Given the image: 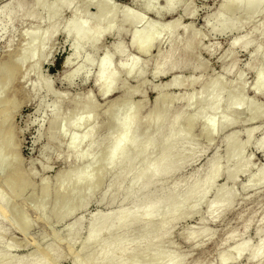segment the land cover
Instances as JSON below:
<instances>
[{
	"label": "clouds",
	"instance_id": "obj_1",
	"mask_svg": "<svg viewBox=\"0 0 264 264\" xmlns=\"http://www.w3.org/2000/svg\"><path fill=\"white\" fill-rule=\"evenodd\" d=\"M29 8L21 14L14 0L0 4V159L7 171L4 176L0 166V191L9 194L0 200V210L32 195L26 162L38 146L57 158L66 148V156H78L105 125L131 126L138 111L134 98L146 89L159 91L164 108L178 121L193 131L199 128L205 148L229 145L225 156L217 152L221 170L249 166L246 151L252 140L240 142L247 130H233L260 121L254 131L264 142V103L248 96L252 88L264 96V0H33ZM242 54L250 59H241ZM214 58L222 62L220 71L212 66ZM169 75L166 85L158 83ZM25 109L34 114L31 122ZM13 113L24 125H16L22 143L10 130ZM259 183L264 185V173ZM209 195L205 188L187 203L188 211L198 214ZM209 216L218 219L211 209ZM25 223L15 207L0 213V243L16 247L6 237L11 229L27 235ZM259 223L264 233V218ZM207 231H192L189 241ZM187 261L173 255L167 264Z\"/></svg>",
	"mask_w": 264,
	"mask_h": 264
},
{
	"label": "bare ground",
	"instance_id": "obj_2",
	"mask_svg": "<svg viewBox=\"0 0 264 264\" xmlns=\"http://www.w3.org/2000/svg\"><path fill=\"white\" fill-rule=\"evenodd\" d=\"M14 5L16 13L24 14L29 11L25 9L24 0H14ZM181 31L183 32V30ZM170 80L171 78L163 84L166 85ZM112 102L119 104L121 100L114 99ZM136 103L138 111L131 126L113 128L109 124L106 135L103 139L94 142L86 156L83 157L82 164L72 170L67 169L62 172L54 189L41 183L36 194H33L37 198L30 208L31 212L37 213L42 205L51 202V211L48 217H44V220L53 218L56 223H60L66 216H72L77 211L76 207L79 201L87 200L101 190L102 187L92 186V182L96 178H105L108 174L109 164H113L109 172L111 181L104 186L101 195L108 201L118 200L119 206L113 215L101 214L95 221H89L88 233L79 242L77 250L73 253L71 245L78 242L80 227L77 226L73 229V226L70 225L67 228L63 237H60L62 241L59 240V242H64L67 245L62 243L64 248H68V254H71L70 264H167V261L176 254L171 250L162 251L159 244L168 236L172 223L178 217V221H180L192 214L186 207L187 203L197 199L205 188L211 189L217 176L223 175L226 183H230L232 186L242 172L228 171L227 168L221 170L218 167L216 154L210 161H205L204 166L208 167V170L204 175L194 174L189 178H183L174 182L172 186L169 185L167 191H163L164 183L169 179L172 171L176 170L184 161L193 158L191 151L198 141L196 138L190 137L192 131L190 125H186L183 120L178 121L174 111L164 108V100L159 91H156L147 117L140 114L143 103H145L144 96H140V100ZM13 118L14 113L11 117L10 130H13ZM154 126L163 130L155 139L159 144L158 149L150 155L151 128ZM254 129L257 128L249 127L247 129L245 142L252 137ZM116 130L120 131L114 135ZM197 137L201 138V133ZM105 143L109 147V152L105 156L97 158L93 163L94 155ZM223 145L228 150L229 145ZM256 146L258 150H262L264 156V142H261V137L256 142ZM70 158L73 160L76 155L66 156V160ZM93 165H95L93 172L86 173L87 169ZM0 166L6 168L2 159H0ZM261 173H264V167L248 179L249 184H257L260 181ZM249 184L247 187H250ZM136 185L138 188L133 195L130 192ZM26 186L30 189L29 176ZM189 186L190 188H188ZM87 190L89 192L85 193ZM8 195L7 189L0 191V200L7 198ZM174 196H179L181 200L172 203L171 200ZM233 199L234 194L230 190L219 187L214 193L213 200L207 204L208 209H211L219 217L231 207ZM16 202L9 209H3L0 212H11ZM133 203H136V206L132 210L126 211L125 207ZM182 204L185 207H180ZM213 205H217V207H213ZM162 213L166 214L164 219L160 218ZM207 215L209 216V212ZM261 217L264 218V214ZM208 219L214 220L210 216ZM28 222L26 221L24 228L29 225ZM151 228L153 232H150ZM129 234L132 236L131 241L128 240ZM234 235V233L228 234L226 236L228 241ZM187 239H189V235ZM256 239L255 246L237 242L228 248V252L236 260L247 253V259L250 262L260 261L261 264H264V233H261V230L257 231ZM142 244L145 245L142 246ZM161 244L160 246H162ZM62 245L59 248L55 246L60 253ZM56 248L50 245L43 247V256L35 262H32L31 259H12L10 255L0 252V264H55L56 261L64 257L56 251Z\"/></svg>",
	"mask_w": 264,
	"mask_h": 264
},
{
	"label": "rangeland",
	"instance_id": "obj_3",
	"mask_svg": "<svg viewBox=\"0 0 264 264\" xmlns=\"http://www.w3.org/2000/svg\"><path fill=\"white\" fill-rule=\"evenodd\" d=\"M6 2L7 0H0V4ZM122 2H128V0H122ZM32 3L33 0H24L25 9L30 10L29 6ZM152 18L156 19L154 15H152ZM172 18L173 16H167L166 20L169 21ZM184 23L187 24L188 20H185ZM200 23L203 24L204 21H201ZM181 35H183L182 31ZM205 43L208 42L205 41ZM220 43L224 45V50L228 49V45L224 41H220ZM224 50H222L221 54H223ZM250 51H253V49H250ZM155 54L156 50L153 51V55ZM203 56L205 60L209 59L207 52H204ZM241 59L247 61L250 59V56L247 54H242ZM212 66L216 71H220L222 62L219 61L218 58H214L212 61ZM56 67L59 68L60 65L57 64ZM170 78L171 75L161 77L158 83L163 84ZM149 79H151V77H149ZM171 91L176 90L173 89ZM143 96L145 103H143V108H141L140 114L143 117H147V114H149L150 104L153 102L156 96V91H153L152 89H146ZM248 96L255 103H264V96L258 95L254 88L248 92ZM134 99L135 102L139 101L140 95H137ZM24 114L29 122L34 119V114L28 115L26 109L24 110ZM260 123V121L249 123L245 127L237 125L233 131H235L237 134L243 133L249 127L258 128ZM16 125L24 127V125L20 123L19 116L14 113L13 130L17 131L18 143H22L23 137L16 129ZM29 127H31V123H29ZM105 127L96 136L95 141L103 139V137L106 135L109 125H105ZM162 130L163 129L158 126L151 128L152 137L150 139V155L155 153L158 149L159 144L157 141H155V139L162 133ZM119 131L120 130H116L114 135H117ZM199 133V128H197L195 131L192 130L190 133V137L196 138L198 141L197 145L193 147L191 151L193 158L184 161L182 164H180V166H178V168H176V170L172 171L169 179H167L168 182L166 181L164 183L162 188L163 191H167L174 182H177L183 178H189L194 174L197 176L204 175L208 170V167L204 166L205 161H210L212 157L217 154V152L219 156L226 155L228 150L225 149L221 142H217V145L210 150L205 148L204 144L206 141L197 137ZM260 137L261 132L255 131L253 133L251 137L252 142L247 145L246 151V157L248 158L249 166L238 175L235 182L233 183L234 185L231 186L230 183H226L223 175L217 176L210 189L211 195L207 197V200L201 206L200 212L198 214H191L186 219L180 221H178V217L175 222L172 223L169 232L170 235L168 234V236H166L161 242L162 244L160 243L162 246L159 244V248L162 249V251L171 250L176 255L187 256V264H212L213 261H215L216 264H261L260 261L250 262L247 259V253H244L239 259L236 260L233 258L232 254L228 252V248L237 242L249 243V245L251 244V246H255L257 241L256 233L257 231L261 230L259 220L262 219L261 216L264 214V190H262L264 189V185L260 184L259 182L257 184H249L248 182L249 178L253 177L257 172H259L261 168L264 167V156L262 150H258L256 146V142ZM40 139L39 131L38 129H35L34 141L37 145L40 144ZM245 140V134L239 135L240 142H245ZM130 141L131 139L129 142ZM91 147L81 148L80 154L73 160L71 158L66 160L65 153L68 150L67 148L64 149V152L60 154L59 158H57L48 151L46 146L37 147L34 157L26 162L28 166V173L31 174H29V179L31 182L29 190L32 192V195L27 200H25L23 204H20V202L17 201L15 205V208L17 212H19L20 216L23 217L24 220L29 221V225L26 228H24V225L22 226L27 230V235L25 234L24 230L17 231L15 229H11L6 239L10 242V245H16V247L10 246L9 249V247L5 248L3 244L0 243V252L6 253L8 256L10 255L12 259H31L32 262H35L43 256V247L48 245L54 248H56L55 246H57V248H59V246L61 247L62 243L64 242H59V240L62 241L60 237L64 235V232L67 230V228L72 225L73 229H75L77 226L80 227L78 242L76 241L71 245V251L73 253L77 250L79 242L87 235L89 221H95L100 217L101 214H106V216L113 215L119 206V201H108L107 199L102 198L101 195L104 186L108 185L111 181L109 172L111 171L113 164H109V170L107 171L108 174L105 178H96V180L94 179V182H92V186L100 188L102 187L101 190L96 192L94 196L89 197L87 200L84 199L79 201L76 207L77 211L72 216H66L62 222L56 223L53 218H47L44 220V217H48V214L51 211V202L42 205L40 211L37 213H32L30 210L37 198V196L34 195V197L33 194H36V190L40 184L43 183L48 185L50 189H54L55 183L60 174L67 169L72 170V168L82 164L84 162L83 157L86 156ZM108 152L109 147L105 143L98 149L96 155H94L93 163L96 162L97 158L105 156ZM46 155L47 159L45 158ZM94 166L95 165L88 168L86 173H92ZM6 175L7 171L6 168H4V176ZM248 184L250 187H247ZM219 187H224V189L230 190L234 194V199L232 201L231 207L225 213L220 215L218 219L211 220L208 219L209 216L207 213L210 209H208L207 204L213 200L214 193ZM137 188L138 185L133 187L130 193L134 195L137 191ZM188 188H190V186ZM88 192L89 190H87L85 193ZM180 200L181 198L179 196H174L171 201L172 203H177ZM135 206L136 203H133L126 206L125 209L126 211H130ZM12 214L15 215V213ZM165 217V213H162L160 216L161 219H164ZM202 228H206L208 230L205 236H201L199 240L189 241V239H187V236L190 235L192 231H199ZM151 230H153L152 228L150 229V232H153ZM230 233H234L235 235L228 241L226 236ZM131 237L132 236L129 234V241L132 240ZM41 239L44 240L43 243H41ZM55 242L58 245H56ZM38 244L40 245L39 249L37 248ZM64 245L66 244L64 243ZM144 245L145 244H142V246ZM57 248L56 251L58 252ZM62 248L60 250L62 254L60 252L58 253H60L61 256L64 255V257L56 261L55 264H70L71 254H68V248H64L63 245Z\"/></svg>",
	"mask_w": 264,
	"mask_h": 264
}]
</instances>
